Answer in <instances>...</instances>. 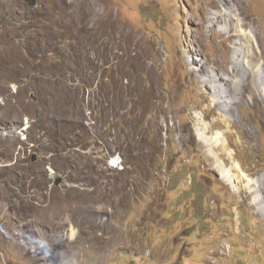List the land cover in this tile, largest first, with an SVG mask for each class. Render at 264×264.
I'll list each match as a JSON object with an SVG mask.
<instances>
[{
  "label": "rangeland",
  "instance_id": "1",
  "mask_svg": "<svg viewBox=\"0 0 264 264\" xmlns=\"http://www.w3.org/2000/svg\"><path fill=\"white\" fill-rule=\"evenodd\" d=\"M214 1L0 0V264H264V212L198 139L226 116L200 66L245 49ZM241 14L264 61V0ZM246 93L209 136L264 180Z\"/></svg>",
  "mask_w": 264,
  "mask_h": 264
},
{
  "label": "bare ground",
  "instance_id": "2",
  "mask_svg": "<svg viewBox=\"0 0 264 264\" xmlns=\"http://www.w3.org/2000/svg\"><path fill=\"white\" fill-rule=\"evenodd\" d=\"M246 1L247 0L214 1V7L218 11L215 14V17L217 19L224 20L228 26L226 28L229 31L236 30L237 35L240 37V43L237 44V46L240 47V45L243 44L245 49L242 48L239 50V52L236 54V57L234 58L235 67L232 72H230L231 78H228L227 74H223V72H221L217 67L211 70L208 67V63L206 61L200 66L199 71H201L204 75V78L202 79V85H204L205 89H208L209 91L211 90L212 93H214L213 95L216 96V99L212 100L213 107L218 106L219 110L221 111L219 115L224 116L225 114L226 116L220 120L218 118L210 124L204 123V120H206L205 116L200 118L203 121V123L199 121L200 125L203 127V132L198 134V139L204 141L211 148V153L213 156L221 159V156L227 155L230 158L229 160L232 163V166L230 167H227V165H225L226 163L221 161L215 165V167L220 172L221 179L227 180V182L232 181V189L237 194H239L241 190L253 194L254 198L252 201L254 206L256 205L257 210H259L260 213H263L264 180L260 178H250V176L245 175L242 172L243 169L240 163L234 164L233 161L236 158L234 157V153L230 151L231 144L229 143L228 139L224 140L225 134L224 137L209 136L214 134V124H217L218 122L221 124V126L224 128L226 127L227 129L236 126V121L231 118L233 114V106L239 103L237 102V95H242L246 89L249 92V94L246 93L245 95V98H247L248 102L264 104V61H262V56V59L258 56H255L256 48L254 46L259 43L258 37L256 36L255 39L257 43L253 42L251 34L249 32H243V29L248 26V23L242 22V20L239 19V15H242V9H244ZM251 32H253L252 29ZM247 43L248 45H246ZM241 58H245L244 60L247 61L248 70L243 68L244 66L242 67L240 64ZM248 78H252L254 82L251 84ZM215 83H221L223 85L217 87ZM206 110H208V108ZM215 110L216 109H214V111ZM207 114L209 113L207 112ZM226 133H228V130H226ZM226 159L228 160L227 157ZM245 182L246 184L244 187L237 186V184L242 185ZM75 235L76 231L72 230L71 236L75 237Z\"/></svg>",
  "mask_w": 264,
  "mask_h": 264
},
{
  "label": "built area",
  "instance_id": "3",
  "mask_svg": "<svg viewBox=\"0 0 264 264\" xmlns=\"http://www.w3.org/2000/svg\"><path fill=\"white\" fill-rule=\"evenodd\" d=\"M109 160L111 164H115V165H118V164H121V160L120 159H116L115 157H111Z\"/></svg>",
  "mask_w": 264,
  "mask_h": 264
},
{
  "label": "water",
  "instance_id": "4",
  "mask_svg": "<svg viewBox=\"0 0 264 264\" xmlns=\"http://www.w3.org/2000/svg\"><path fill=\"white\" fill-rule=\"evenodd\" d=\"M32 5H35L36 0H28ZM35 158V157H34Z\"/></svg>",
  "mask_w": 264,
  "mask_h": 264
}]
</instances>
